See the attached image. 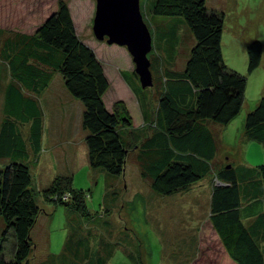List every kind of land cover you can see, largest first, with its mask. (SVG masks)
Masks as SVG:
<instances>
[{
    "label": "trees",
    "instance_id": "1",
    "mask_svg": "<svg viewBox=\"0 0 264 264\" xmlns=\"http://www.w3.org/2000/svg\"><path fill=\"white\" fill-rule=\"evenodd\" d=\"M145 1L156 32V50L159 52L163 41L171 46L169 59L164 57L167 68L161 74L164 87L158 92V106L152 108L155 117L141 136L129 131L132 119L123 103H117L113 111L107 108L104 96L110 84L104 64L78 37L65 1L33 2L29 18L15 9L0 19V63L9 74L0 124V161L6 163L0 169V218L5 224L2 242L9 233L14 240L10 259L3 256V246L0 248V264H27L33 250L31 233L42 209L32 169L41 160L45 126L38 96L57 73L84 107L82 126L88 132L89 164L105 173L107 196L124 176L128 158L136 149L134 158L141 177L158 198L188 193L213 174L217 184L210 179L209 214L200 229L192 264H264V165L221 166L216 160L220 139L210 127L227 126L239 116L247 87V76L228 68L223 59L224 14L211 9L208 0ZM23 22L28 30L14 26ZM180 25L194 40L182 71L177 70L175 60L184 38ZM247 54L248 74H252L261 65L263 44L250 43ZM154 67L152 63L151 70ZM121 74L131 86L139 85L136 95L147 118L154 93L141 91L136 74ZM24 125L29 126L28 134L22 132ZM145 132L152 133L146 138ZM244 135L264 144V95L246 115ZM89 193L74 189L72 176L61 175L43 195L55 196L56 205L80 219H92ZM104 219L97 216L92 224L110 229L112 223ZM72 228L66 244L70 257L65 261L71 264V256L80 255L90 264H106L102 253L107 243L93 253L88 241L75 237ZM129 234L138 240L136 234Z\"/></svg>",
    "mask_w": 264,
    "mask_h": 264
},
{
    "label": "rangeland",
    "instance_id": "2",
    "mask_svg": "<svg viewBox=\"0 0 264 264\" xmlns=\"http://www.w3.org/2000/svg\"><path fill=\"white\" fill-rule=\"evenodd\" d=\"M44 1L46 0H0V19H5L15 9L23 18L26 16L29 18L32 3ZM62 1L66 2L78 37L84 43H89L96 48V56L104 64L110 84L104 96L107 108L113 111L117 103H123L133 120L132 126L135 125L134 121L137 118L135 98L120 75L121 71L124 73L135 71L130 54L125 47L109 45L95 38L93 25L96 0ZM208 3L211 9L224 14L222 52L226 66L247 76L246 104L241 113L229 125L217 126L222 149L218 163L221 166L233 164L255 168L264 165V144L249 140L244 132L246 115L256 108L264 95V0H208ZM140 9L153 38V49L148 58L151 64L155 65L152 69L155 85L150 88H141V91L144 94L154 93L151 97L152 108H154L159 103L158 92L161 87L162 89L164 87L161 83V74L166 65L164 57L169 59L168 47L171 44L168 41H163V44L160 42L162 50L161 48L159 52L156 50V32L145 0L140 1ZM14 26H21L23 27L21 29L28 30L24 29L27 27L24 22L23 25L14 24ZM180 27L184 38L179 43V52L177 51L175 58L178 71H182L185 67L190 55V47L194 44L193 37L186 27L182 25ZM35 30L36 28L33 29ZM254 41H260L263 44L262 61L256 71L248 74L247 46ZM8 80V71L0 63V124L4 118V88ZM57 90L63 97H60ZM47 91L45 96L52 93V96L55 95L57 99L62 100L65 97L66 101L62 105L63 109L58 110L60 119L55 120L53 117L58 118V112L49 113V109L45 108L43 102L41 103L46 128L50 124L55 127V130L53 133L50 128L49 134L53 135L51 142L44 140L40 163L32 169L42 213L31 233L34 245L27 264H68L65 260H68L69 256L66 244L70 226L74 229L72 233L75 237L88 241V246L94 251L93 253L97 251L99 245L107 243L106 251L102 253L106 264H192V242L195 241L198 228L203 226L209 213L205 203L209 199L206 197L207 194L209 196L211 189L204 187L208 183L196 185L189 193L158 198L153 195L148 182L141 179L134 154H130L124 176L116 182L118 184H115L112 192L107 196L105 173L92 169L89 164L86 145L88 132L82 126L83 105L68 92L60 73L54 74L50 89ZM50 109L52 110V107ZM57 120L63 129L57 130V124H54ZM21 128L24 134H28L29 126L24 125ZM5 166L6 163L0 161V169ZM61 175L73 177L74 189L90 190L87 206L94 218L80 219L64 206L56 205L52 199L55 196L48 198L43 195L45 189ZM210 179L213 185L217 184L213 174L209 181ZM201 189L202 191L207 189L205 195L198 199L196 194L191 195ZM203 192H199L198 196ZM97 216L104 217V220L112 223V227L106 229L105 226L101 227L102 224L100 227L96 225L97 223L93 225ZM4 230L5 224L0 218V248L3 246L5 249L3 256L10 259L13 254L14 240L9 233L8 240L3 243ZM129 232L136 234L138 240L134 239ZM78 256H71L73 259L71 258L70 263L90 264L85 261L86 257L82 259L81 256L77 258Z\"/></svg>",
    "mask_w": 264,
    "mask_h": 264
},
{
    "label": "water",
    "instance_id": "3",
    "mask_svg": "<svg viewBox=\"0 0 264 264\" xmlns=\"http://www.w3.org/2000/svg\"><path fill=\"white\" fill-rule=\"evenodd\" d=\"M140 1L96 0L93 32L101 42L106 40L109 45L125 47L142 88H150L154 79L148 55L153 49V38L144 22Z\"/></svg>",
    "mask_w": 264,
    "mask_h": 264
},
{
    "label": "crops",
    "instance_id": "4",
    "mask_svg": "<svg viewBox=\"0 0 264 264\" xmlns=\"http://www.w3.org/2000/svg\"><path fill=\"white\" fill-rule=\"evenodd\" d=\"M208 5H209V3H208ZM86 44V43H85ZM86 45H88L94 52L96 51V48L93 46V45H91V44H86ZM127 50V49H126ZM95 54H96V52H95ZM99 59V58H98ZM100 60V59H99ZM186 62H187V60H186ZM185 64V63H184ZM165 68H167V66L165 67ZM165 70V69H164ZM128 71V70H127ZM122 72V71H121ZM121 72H120V75H121V77H122V79H123V81L125 82V84L127 85V87H128V89L131 91V93L133 94V98H135V103H136V105H137V118L135 119V121H134V124L135 125H133L132 126V128H129V131L131 130V131H133L134 130V132L137 134V135H139V136H141L142 134H143V131H144V129H145V127H146V125H147V123L148 122H152L153 121V119H154V114L152 113L153 112V110H152V105H151V107H150V109H151V113H150V116H148L147 118L144 116V114H143V112H144V108L141 106V100L138 98V96L136 95V92H137V90L139 89V85H137L136 83H133L132 84V86L130 85V84H128L127 83V81L125 80V77H123V74H121ZM129 72V71H128ZM131 74H133V75H135V71H132V72H130ZM136 76V75H135ZM124 84V83H123ZM51 86V85H50ZM50 86L43 92V93H41L39 96H38V100H39V102H40V104L43 102V105L45 106V108H48L49 109V113H54V112H58V115H59V117L58 118H54L53 117V119L55 120V119H60V114H59V111L58 110H62L63 108H62V105H63V103L66 101V98L64 97L62 100L61 99H57V98H55V95L54 96H52V93L51 94H48L47 96H45L46 95V93L48 92L47 90L48 89H50ZM121 86V85H120ZM122 87V86H121ZM123 88V87H122ZM58 91V90H57ZM64 91V90H63ZM129 91V92H130ZM65 92V91H64ZM59 95H61L60 97H63V95H62V93L60 92V91H58L57 92ZM45 96V97H44ZM44 97V98H43ZM42 98H43V101H42ZM245 104H246V101H244V105H243V107L245 106ZM50 107H52V110L50 109ZM147 110V109H146ZM54 115V114H53ZM44 120L46 121V119H45V114H44ZM133 121V120H132ZM146 121V122H145ZM45 124V123H44ZM54 124H57V130H60V129H63V126H61L60 124H59V122H58V120L57 121H55L54 122ZM210 127H211V129H212V131H214L216 134H217V136L219 137V132L217 131V126H212V125H210ZM50 128H52V132L54 133V130H55V127L53 126V125H47V128H46V124H45V126H44V133H43V142H44V140H46V141H49V142H51V138L53 137V135L50 133L49 134V132H50ZM144 128V129H143ZM45 130L47 131V133L45 134ZM151 133L152 132H148V134H146V132H145V134H144V137H146V138H148L149 137V135H151ZM141 134V135H140ZM46 135V136H45ZM49 139V140H48ZM52 142H53V139H52ZM54 143V142H53ZM222 143V142H221ZM222 153V149H221V147H220V152H219V155H218V157H217V162L219 161V156H220V154ZM132 154H134V156H137V154H138V149H136V150H134L133 151V153ZM39 165V164H38ZM137 166H138V164H137ZM139 167V166H138ZM139 171H140V169H139ZM140 177H141V174H140ZM141 179H142V177H141ZM120 180V179H119ZM143 180V179H142ZM205 182V181H204ZM207 183H208V185L207 186H204V187H207L208 189H211V183H210V181H206ZM206 190L207 189H205V190H203V191H205V192H203L202 191V189L201 190H199V192H203V193H201L199 196H198V194H199V192L198 191H196V193H191V195H197V199H198V197H200V196H203V195H205L206 194ZM189 193V192H188ZM211 196V192H210V194H209V196H208V194H207V197H206V199H208V197H210ZM206 205H205V207H206V210L208 211L209 210V202H207L206 201V203H205ZM206 213V212H205ZM207 214V213H206ZM209 214V213H208ZM207 214V215H208ZM201 228H198V234H197V237L195 238V241H193L192 243H193V245H192V252L193 253H196V251L198 250V245H199V243H200V238H201V230H200ZM191 238V237H190ZM189 241V240H188ZM187 244H188V246H190L189 245V243L187 242ZM194 247V248H193Z\"/></svg>",
    "mask_w": 264,
    "mask_h": 264
},
{
    "label": "clouds",
    "instance_id": "5",
    "mask_svg": "<svg viewBox=\"0 0 264 264\" xmlns=\"http://www.w3.org/2000/svg\"><path fill=\"white\" fill-rule=\"evenodd\" d=\"M102 42H104V41H102Z\"/></svg>",
    "mask_w": 264,
    "mask_h": 264
}]
</instances>
